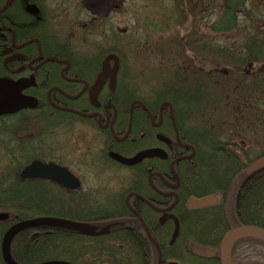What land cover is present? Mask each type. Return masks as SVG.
<instances>
[{"label": "flooded vegetation", "instance_id": "af4514ba", "mask_svg": "<svg viewBox=\"0 0 264 264\" xmlns=\"http://www.w3.org/2000/svg\"><path fill=\"white\" fill-rule=\"evenodd\" d=\"M148 8L149 0H143L142 15ZM136 9L135 0H0V83L5 103L0 125L7 128L11 123L7 120L18 125L13 130L19 140L14 173L21 184H36L46 191L44 204L65 216L54 218L90 225L94 236L115 227L142 231L157 264L166 247L165 225L176 219L175 211L180 217L184 210L207 211L213 218L221 197L206 192L189 195L194 187L187 185V175H195V146L181 138V121L168 102L144 97L145 91L140 94L133 88L117 46L116 17H132ZM22 16L24 22L18 19ZM71 16L80 18L69 23ZM103 17H113V24L103 25ZM108 45L112 48L106 49ZM40 135L52 141L47 148L38 143ZM149 150L156 155L132 166L113 157L130 159ZM229 150L245 162L241 152ZM33 162L64 169L79 187L21 179L20 172ZM119 172L128 174L123 183L116 182L124 186L121 189L87 186L92 176L106 180ZM192 200L208 204L195 207ZM232 222V228L237 227ZM53 230L61 229L47 231Z\"/></svg>", "mask_w": 264, "mask_h": 264}, {"label": "trees", "instance_id": "16d2710c", "mask_svg": "<svg viewBox=\"0 0 264 264\" xmlns=\"http://www.w3.org/2000/svg\"><path fill=\"white\" fill-rule=\"evenodd\" d=\"M186 2L189 0H151L150 11L157 14L150 15L148 22L143 19L141 27L152 36L176 25L183 27L181 38L174 44L187 59L196 60L198 69L191 79L169 76L171 85L155 97L172 106L181 121V138L195 146V175H187V185L194 187L189 195L218 194L221 201L213 218L207 211L184 210L181 217L175 211L177 220L170 218L165 225L166 247L161 264L170 260L181 264H220L218 246L222 236L235 226L232 220L239 226L264 229V167L245 172L264 152L253 160L243 154L242 163L229 150L231 140L236 139L234 135L238 139L264 136V71L254 73L253 69L264 59V0ZM196 14L199 17L195 18ZM18 19L26 20L23 16ZM208 61L217 73L207 68ZM223 66L229 70L220 69ZM242 69V76L238 77ZM17 166L13 153L4 158L0 155V167L5 170L0 176V214L8 215V219L0 220V241L17 220L65 217L61 210L44 204L46 191L42 187L19 182L14 173ZM185 176L183 186L187 183ZM179 203L184 204V200ZM47 230L18 233L10 245L13 259L19 264H156L154 250L142 231L115 227L106 235L93 237ZM191 247L212 250L214 257H196ZM231 261L264 264V242L250 237L238 239L231 247Z\"/></svg>", "mask_w": 264, "mask_h": 264}, {"label": "rangeland", "instance_id": "374dc122", "mask_svg": "<svg viewBox=\"0 0 264 264\" xmlns=\"http://www.w3.org/2000/svg\"><path fill=\"white\" fill-rule=\"evenodd\" d=\"M151 1V0H150ZM149 1V8L145 15H142L144 10L143 0H135V15L130 16H117L118 31H117V46L120 49L122 56L125 58V68L128 74L132 75L133 79V88H136L137 92L144 97L156 96L165 88L169 87L168 77L169 76H178L181 79H191L195 73L194 70L198 69L199 64L193 58L187 59L181 51L177 50V45L174 42L181 38L182 26L176 25L167 32L156 33L150 35L146 28L141 27V22L145 19L146 22L149 21L150 15H155L157 13H151L150 6L152 3ZM186 4H191L186 2ZM194 4H197L194 1ZM263 7L261 4H259ZM263 13V12H262ZM161 13H159L160 15ZM188 20H190L191 13L188 15ZM199 17L197 14L195 18ZM80 17L71 16L69 23L76 22ZM159 18V17H158ZM103 25L109 26L113 24V17H103ZM68 23V24H69ZM197 24V20H196ZM186 25V24H184ZM188 25V24H187ZM197 26V25H196ZM109 39V35L107 36ZM112 48V46H107L106 49ZM103 49L94 48V52H100ZM206 66L210 71L218 70L216 67L210 66L209 61L206 63ZM220 69L229 70V67H220ZM254 73L264 71V59L263 61L253 65ZM243 69L238 74V77L242 76ZM180 75H188V77H180ZM136 92V94H137ZM200 120V119H198ZM11 120H7L10 122ZM2 122V121H0ZM192 124H196L192 122ZM18 128V125L15 123V120L9 123L8 127L0 125V155L7 157L8 154H14L16 158V153L19 146V140L17 133L15 131ZM42 137V142H38L46 148L49 144L52 143L51 140L47 142V139L44 135ZM232 139V144L230 149H236L242 154H245L246 158L253 160L257 155L264 152V136L261 138L254 139ZM17 159V158H16ZM0 176L2 172L5 171L3 167H0ZM14 169V168H13ZM8 172L13 173L11 169ZM127 173H117L109 176L106 180H102V177L92 176L91 182H88L87 185L92 186H101V189H106L108 185H113L112 190L121 189L124 186L117 185L116 182L119 181L123 183L126 179ZM8 178V174H6ZM89 176V175H88ZM124 176V177H123ZM86 178L85 182L87 181Z\"/></svg>", "mask_w": 264, "mask_h": 264}, {"label": "water", "instance_id": "95a60500", "mask_svg": "<svg viewBox=\"0 0 264 264\" xmlns=\"http://www.w3.org/2000/svg\"><path fill=\"white\" fill-rule=\"evenodd\" d=\"M104 64L107 65L106 61ZM105 66V65H104ZM103 66V67H104ZM0 83V114L3 112V107L5 103L3 102L4 94L1 91ZM96 88H98L96 86ZM156 155L155 150L143 151L137 153L134 157L130 159H124L118 155H113L114 159L125 166H132L144 158H149ZM264 167V156L260 157L253 163L249 169H259ZM21 179H47L56 182L59 185L67 186L71 189H77L79 187V182L76 178L71 176L64 169L53 165H43L40 162H33L26 166L19 174ZM191 203L194 206H204L208 204V200H192ZM8 219V215L0 214V220ZM61 229L71 231L84 236H94L96 235L95 230L87 224L72 222L64 219L54 218V217H36L28 220L17 221L12 226H10L3 234L0 241V256L3 264H19L17 263L11 253L10 245L13 238L20 232L30 229ZM256 238L264 242V229L255 226H238L230 229L221 239L218 248V260L220 264H232L231 261V247L235 241L241 238ZM191 252L196 256L212 258L215 252L210 250H202L198 247H191ZM39 264H70L60 261H47ZM160 264V258L158 260Z\"/></svg>", "mask_w": 264, "mask_h": 264}]
</instances>
